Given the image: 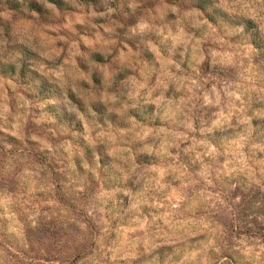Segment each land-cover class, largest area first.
<instances>
[{"label": "clouds", "instance_id": "clouds-1", "mask_svg": "<svg viewBox=\"0 0 264 264\" xmlns=\"http://www.w3.org/2000/svg\"><path fill=\"white\" fill-rule=\"evenodd\" d=\"M0 264H264V0H0Z\"/></svg>", "mask_w": 264, "mask_h": 264}, {"label": "rangeland", "instance_id": "rangeland-1", "mask_svg": "<svg viewBox=\"0 0 264 264\" xmlns=\"http://www.w3.org/2000/svg\"><path fill=\"white\" fill-rule=\"evenodd\" d=\"M87 2L88 3H95L96 2V0H87ZM60 203H63V201H60ZM45 211H48L49 210V208H48V206H45V209H44Z\"/></svg>", "mask_w": 264, "mask_h": 264}]
</instances>
